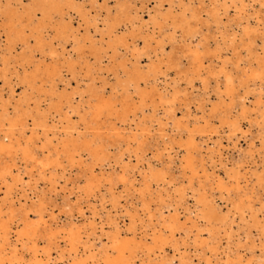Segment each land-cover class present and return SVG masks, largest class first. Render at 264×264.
I'll use <instances>...</instances> for the list:
<instances>
[{
  "label": "bare ground",
  "instance_id": "bare-ground-1",
  "mask_svg": "<svg viewBox=\"0 0 264 264\" xmlns=\"http://www.w3.org/2000/svg\"><path fill=\"white\" fill-rule=\"evenodd\" d=\"M108 2L0 0V156H9L0 162L2 202L12 198L20 185L19 190L27 191L29 183L23 178L27 168L18 159L32 163L53 189L62 186L61 181H66L73 167H83V178L74 184L80 192L78 207L83 193L88 199L99 196L102 203L109 201L118 210L121 195L114 190L122 182L128 190L138 192L135 204L140 203L142 213L137 208L131 212L128 206L119 207L122 216L129 218H123L126 223L120 226L106 212V218L114 223L105 236L110 245L105 240L96 245L95 240L101 236H96L95 219L84 229L72 220L67 227L62 225L71 244L69 264H196L189 248L199 255L197 264H264V242L256 252L251 235L252 229L264 231L259 213L264 218V202L255 208L240 186L239 161L224 170L226 179L232 182L228 186L214 169L208 170L196 141L198 135L217 131L215 119L232 136L246 133L242 121L247 119L264 129L261 91L256 98H248L264 80V0H116L115 11ZM231 9L235 11L233 17L229 16ZM179 33L180 38L176 35ZM195 37L199 38L196 43ZM176 43L181 44L180 49L176 50ZM166 44L171 46L169 51ZM208 49L217 60L203 74ZM180 52L187 58V65L177 57ZM227 52L231 55H225ZM143 56L149 59L145 64ZM164 67L178 68L172 83ZM210 78L217 96H222V91L231 95L235 80L244 89L243 95L228 102L217 99L206 108ZM69 79L75 84L71 86ZM197 81L201 100L206 99L199 100L200 114L189 112L190 118H177L175 104L183 101L188 105L187 88H196ZM16 85L22 87L17 96ZM155 123L163 149L170 152L178 145L184 150L182 170L190 171L188 175L183 173L185 184H175L176 178L159 160V165L147 162L144 172H139L140 178L130 174L134 169L131 157L142 158L139 152L146 150L147 136ZM111 148L118 150L114 161L119 170L108 173ZM62 155L71 169L63 164ZM124 155L128 159L124 160ZM155 157L160 159L161 152ZM199 171L204 178L196 180L197 187ZM254 175L263 186L264 175L257 171ZM154 184L173 187L165 188L164 194L160 189L153 191ZM214 191L226 201L235 195L224 214L216 205ZM44 199L39 194L35 207L29 209L38 218L35 223L30 221L29 211L22 209L26 224L14 239L11 230L17 223L2 220L0 264H24V257L17 254V242L47 222ZM68 199L64 198L65 207L70 206ZM14 203H7L10 213ZM181 206L185 221L181 220ZM235 215H239L237 223ZM52 226L49 223L44 227L48 240L42 250L37 241L33 242L31 261L26 264H57L61 232H55ZM177 233L180 240L175 238ZM54 239L55 246L51 247ZM246 243L251 252L248 257L244 253ZM79 244H83L81 250ZM167 247L173 249L171 256L166 254ZM7 255L9 263L4 261Z\"/></svg>",
  "mask_w": 264,
  "mask_h": 264
},
{
  "label": "rangeland",
  "instance_id": "rangeland-1",
  "mask_svg": "<svg viewBox=\"0 0 264 264\" xmlns=\"http://www.w3.org/2000/svg\"><path fill=\"white\" fill-rule=\"evenodd\" d=\"M108 5L110 6L112 11H115L114 5L116 0H108ZM153 1V0H152ZM149 5L152 7L153 3L150 2ZM104 13V11H102ZM235 15L234 10H230L229 16L233 17ZM228 18H224V21H227ZM76 24V23H75ZM203 28H206L203 25ZM212 31V29H211ZM178 38H180V33L176 34ZM200 37V36H199ZM196 39V40H195ZM199 39V38H198ZM197 37L194 38L193 42L198 41ZM259 41V39L257 40ZM210 47L214 45L213 39L209 41ZM213 42V44H212ZM181 43V42H180ZM176 43L175 48L176 50L181 48V44ZM154 46V42H152V47ZM171 48L170 44H166L165 49L169 51ZM166 51V52H167ZM230 52H227L225 55H231ZM212 49H208L206 53H204V67H203V74H205V68L209 67L210 65H215L217 59H214V55H212ZM223 53L220 52V55ZM244 54V53H242ZM153 57V56H151ZM178 58H182V65H187V58L184 57L183 55L181 56V52L177 54ZM145 56L142 57V62L145 64L149 59L146 58ZM154 58V57H153ZM146 61V62H145ZM165 72L167 74V80L168 82L172 83V79L176 77L177 69L178 68H170L166 69L164 67ZM170 73V74H169ZM236 73V72H234ZM160 78H163V74L160 75ZM69 77V76H67ZM108 79L110 81L113 80V77L109 75ZM70 85L72 86L75 84L74 79H69ZM223 78H221V87L222 89H225V85L222 83ZM199 82V81H197ZM196 82V88H193L188 86V96L190 99L188 105L186 106L183 101H178L175 104V107L177 108L175 111L176 117L186 119L187 116H189V112L192 114H200L199 109L197 108L199 104V100H201V93L202 89L199 88L200 82ZM263 83L260 86H257V89L253 90L252 93H250L248 96L249 99H254L256 98L255 95H258V92L261 91L262 98H264V80L262 81ZM2 84V82H0ZM100 83V82H99ZM170 83V84H171ZM183 86L185 82H182ZM210 85H211V91L205 94V97L209 99L206 101V99H202L201 101L205 102L206 101V108L211 106L212 101H216L217 99H224L223 101L228 102L230 99H240L239 95H243L244 89L239 84L238 80H235L233 83V91H231V95H226L224 91H222L221 95L222 96H217V94L212 90L215 82L212 81V78H210ZM59 87L63 86V83L59 82L58 83ZM70 86V87H71ZM6 90V89H4ZM22 90V87L20 85H16L15 87V94L16 96L19 95V91ZM6 93V92H5ZM108 93V91H107ZM7 94V93H6ZM234 94V95H233ZM204 96V95H203ZM235 96V97H234ZM247 100V99H246ZM251 101H248L250 104ZM74 116V115H73ZM76 114L74 116V119H76ZM213 125L217 131H209L208 133H203L202 135H198L196 138V141L198 142V148L201 152V155L203 156V159L208 166V170L211 171L214 169L216 173L219 174V176L228 183V186H232V182L228 181L226 179V176L224 174V170L230 169V167H233V164L237 161H239L240 166H239V173H240V186L243 188V190L247 191L248 195L250 196L251 202L254 204L255 208H259L261 205V202H264V185L261 186V184H258L254 175V171H257L258 173H262L264 175V129L260 130L257 125H252L250 122L252 119H247L242 121V126L244 128V131L246 130V133H238L236 136H232L229 130L227 128H222L221 122L218 121V119L213 120ZM156 123L155 126L152 128L153 131L149 133V137L147 136L148 140V146L144 152H139V155L142 156L140 160H137V157L133 156L131 157L130 164L134 166V169L132 172H130L131 176L132 173H134L137 178L141 177V174L139 172H144L145 165L147 162H151L153 164L159 165L158 160L161 162V166L164 168L168 169L169 175L173 176L176 178L175 184H185L186 180L184 179V174L188 175L190 174V171L188 168H186L184 171L182 170V156L184 154V150L182 148H179L178 145L174 146V149L168 152L167 150L163 149V144H162V139L160 136V133L155 130L156 128ZM167 133H172L171 131H168ZM177 136V135H175ZM185 136V134L183 135ZM178 138V137H176ZM111 152V158H110V163L108 164V173L117 172L119 170L117 164H115L114 161V156L115 153L118 151L115 148L110 149ZM159 152H161V158L156 159L155 155ZM47 153V151H45ZM133 153V152H132ZM20 155V154H19ZM6 159H9L8 154H2L0 156V162L4 161ZM128 159L126 155H124V160ZM62 161L63 164L70 168L69 165H67V161L62 155ZM195 161H198L197 156H195ZM18 163L23 164L27 168V172L23 173V178L24 180H28L29 185L26 186L27 191L19 190V187H17V191L15 195H13L12 198L7 199V202H2L3 197H4V192H3V186L1 187L0 184V205H1V212H0V224L2 220H12L15 223H17V226H14L11 230L12 234V239L18 236V232L25 227V219H24V213H22V209L24 210L25 208L27 211L29 209H33L35 207L36 201H37V196L39 194L44 195L45 203H44V212L45 214V219L46 223H41L40 228L38 229H31V231L27 235H23L21 237V240L17 242V250L19 256L24 257V264L30 262V255L32 253V245L34 241L38 242V248L40 250L43 249L45 245H47V237H46V230H44V227L48 225L49 223L52 224L53 229L55 232L60 231V241L59 245L60 247L58 248L57 254V264H69L70 260V252H71V244L68 241L67 234L65 231L62 230V225L63 227H67V224L72 220L74 223H76L78 226H80L82 229L89 227V222L91 219H95L96 223V236H101L100 239L95 240V243L97 246L102 244V241H107L106 233H110V231L114 227V223L106 218V212L109 211L111 217H113L114 222H119L120 226L123 225V223H126V221H122L123 218H126L128 221V215L122 216L123 213L121 212V209L119 207H123V205L128 206V210L133 212L135 211V208H137L138 213H142V209L140 206V203L135 204V201L139 198L138 192L133 191V189L128 190L123 186L122 182H118L116 184L115 192L117 195H121L120 197V205L118 207V210L112 207L111 203L109 201L102 203L100 201L99 196L97 197H90L88 199L87 196H85L83 193L79 198V200H82V203L78 207L76 204L77 196L80 194L78 189L75 187L74 184H76L82 179V173L85 172L83 167H73L71 171H69L66 175V181H61L62 186L64 188H61L62 186L59 185L57 188L53 189L52 185L49 182H46L42 180L37 172V168L33 166L32 163H28L22 159L17 160ZM23 168V166H21ZM49 166L46 171V173L49 172ZM117 168V169H116ZM71 169V168H70ZM69 169V170H70ZM31 173L33 176H31ZM198 176L195 178V183L196 186H199V183H197L196 180L203 179L204 177L202 176V172L199 171ZM169 177V176H168ZM168 187H173L172 184H160L159 186L155 185L153 186V191L155 189H160V190H165V188ZM103 189V188H102ZM170 189V188H169ZM171 190V189H170ZM169 190V191H170ZM71 192V193H70ZM226 193V191H224ZM165 194L166 191H163ZM214 200L216 202V205L218 209L221 211V213H226L228 211L229 205H231V199H235V195L231 194L230 200L228 197L229 201H226L225 199H221L219 197V192L214 191ZM224 195V194H223ZM68 196L69 201H70V206L65 207L64 206V198ZM228 196V194L224 195ZM189 202L193 201V198L189 197ZM15 201L14 203V210L13 213H10V210L7 208V203L9 201ZM187 202V201H186ZM152 206H154V203H152ZM182 207V206H181ZM167 211V209H164ZM33 210L29 211V216H30V221L32 223H35L37 221V216L35 215ZM10 213V214H9ZM95 213V214H94ZM184 213V207L180 209V216L181 220L185 221V217L183 216ZM260 213V219H262L264 222L263 213ZM22 214V215H21ZM12 215V216H11ZM93 215L95 218H93ZM145 219V218H144ZM234 220L239 222V215H235ZM56 222H58V226H56ZM234 224V228L237 229V224ZM140 224V223H139ZM101 226H103V231H101ZM140 231V229H139ZM152 230L150 228L148 229V232L150 233ZM105 233V234H104ZM141 235V233H138V237ZM205 235V234H204ZM252 238L254 239V245H256V252L259 251L260 248V243L264 242V231L262 230H256L252 229L251 232ZM29 238V239H28ZM84 238L82 240H84ZM176 239L180 240L181 234L177 233L175 236ZM57 239L52 240V244L50 245L51 247L55 246V241ZM242 241H244L242 239ZM24 242V243H23ZM24 244V245H23ZM110 245V242H108ZM225 245V240H221V246L224 247ZM246 249L244 251L246 257L251 255L250 250L248 249L247 243ZM79 249L81 250L83 248V244L78 245ZM167 252L168 256H171L174 252L172 248L167 247ZM189 253L192 256V259L194 263L197 264L199 261V255L195 254L191 248H189ZM32 256V255H31ZM9 255L4 257V261L9 263L8 258ZM29 260V261H28Z\"/></svg>",
  "mask_w": 264,
  "mask_h": 264
}]
</instances>
